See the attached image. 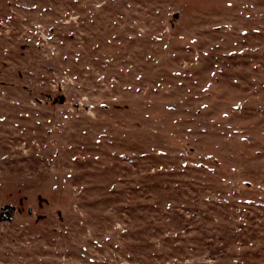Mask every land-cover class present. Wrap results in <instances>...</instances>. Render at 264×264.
<instances>
[{
    "label": "rangeland",
    "instance_id": "obj_1",
    "mask_svg": "<svg viewBox=\"0 0 264 264\" xmlns=\"http://www.w3.org/2000/svg\"><path fill=\"white\" fill-rule=\"evenodd\" d=\"M0 214V264H264V0H0Z\"/></svg>",
    "mask_w": 264,
    "mask_h": 264
},
{
    "label": "water",
    "instance_id": "obj_2",
    "mask_svg": "<svg viewBox=\"0 0 264 264\" xmlns=\"http://www.w3.org/2000/svg\"><path fill=\"white\" fill-rule=\"evenodd\" d=\"M66 98L64 96V94L60 91V89L58 88V90L55 92L54 96L53 97H50V101H49V104L51 107H55V106H60L62 105L64 102H65ZM73 106L75 108H78V103H74ZM112 107L116 108V109H122L124 111H128V112H132L131 110V107H130V104H119V103H112L111 104ZM85 108L88 107V105H85L84 106ZM101 107L102 108H107L108 106L106 104H101ZM23 199L24 198H19V203L22 204L23 202ZM36 201H37V207H38V210L41 211L43 209V206L44 204H48V199L45 198L44 196H42L40 193H37L36 194ZM28 213L31 214L32 213V210L31 208H28ZM59 214V212H58ZM45 217L44 214H36L35 216V223H37L39 220L43 219Z\"/></svg>",
    "mask_w": 264,
    "mask_h": 264
},
{
    "label": "trees",
    "instance_id": "obj_3",
    "mask_svg": "<svg viewBox=\"0 0 264 264\" xmlns=\"http://www.w3.org/2000/svg\"><path fill=\"white\" fill-rule=\"evenodd\" d=\"M3 212L4 213H6L8 216H10V215H12L13 214V212H14V208H13V206H6L4 209H3ZM5 214V215H6ZM1 215V214H0ZM0 218H3V219H8V217L7 216H2V217H0Z\"/></svg>",
    "mask_w": 264,
    "mask_h": 264
},
{
    "label": "flooded vegetation",
    "instance_id": "obj_4",
    "mask_svg": "<svg viewBox=\"0 0 264 264\" xmlns=\"http://www.w3.org/2000/svg\"><path fill=\"white\" fill-rule=\"evenodd\" d=\"M50 97H51V96H49V95L47 96L48 99H50ZM0 217H2V216H0Z\"/></svg>",
    "mask_w": 264,
    "mask_h": 264
}]
</instances>
